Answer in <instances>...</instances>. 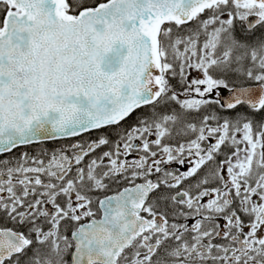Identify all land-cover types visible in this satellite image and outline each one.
Returning <instances> with one entry per match:
<instances>
[{
  "label": "snow or ice",
  "instance_id": "6c2138e0",
  "mask_svg": "<svg viewBox=\"0 0 264 264\" xmlns=\"http://www.w3.org/2000/svg\"><path fill=\"white\" fill-rule=\"evenodd\" d=\"M0 264H264V0H0Z\"/></svg>",
  "mask_w": 264,
  "mask_h": 264
}]
</instances>
